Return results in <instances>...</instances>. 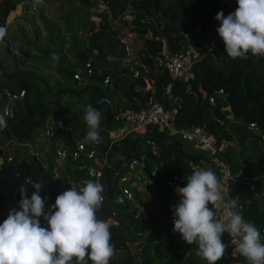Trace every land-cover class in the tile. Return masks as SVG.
<instances>
[{
	"label": "trees",
	"instance_id": "16d2710c",
	"mask_svg": "<svg viewBox=\"0 0 264 264\" xmlns=\"http://www.w3.org/2000/svg\"><path fill=\"white\" fill-rule=\"evenodd\" d=\"M65 1L77 3L85 9L86 14L89 13L95 18L92 25L94 24L96 29L86 40L85 52L94 53L93 58L98 62L95 67L103 71L101 75L94 72L76 81L72 79V68L67 66L64 70L57 69L64 81V89L59 92L63 91L61 93L66 94L69 99L75 98L86 107L90 104L96 110L102 106H96L95 99L104 95L105 89H109L102 87L101 80L103 75L109 73V70H106L110 63H116L119 67L121 63L137 62L145 67L140 69L138 76L130 75L123 92L125 101H113L117 107L139 108L148 96L154 97L165 107L173 105L161 92L158 93L157 88L146 89L143 78L153 77L161 89L168 77L158 64L164 60L166 53L202 40L207 28L216 30L220 26L216 20L219 12L222 11L227 16L238 7L236 0ZM16 4L11 0L0 1V27H4L8 14L14 10ZM125 12L129 13L127 20L122 17ZM125 45L128 52L124 51ZM74 55V68L82 71L86 61L85 54L74 51ZM2 64L4 65L0 59V92L3 87H7L12 92L24 90L25 93L23 98L10 104V116L5 117L7 127L0 129V145L7 147L12 138L17 143L32 140L50 116L63 112L59 111L60 108L54 109L59 103L58 94L51 100L50 106L53 108L50 109L48 103L39 101L42 92L37 87L38 80L25 73H16L15 69L7 73ZM120 71L123 72L119 68L117 74L112 73L114 75L110 78V84L113 83V86L117 87L119 84ZM190 72L189 79L175 81L172 85V95L177 99L175 125L198 126L215 136L216 145L221 142L229 143L215 152L214 157L229 168L232 175L229 181L230 195L236 196L242 203L243 217L260 230L264 228V193H259L264 187V153L258 150L257 143L264 145V141L260 140L258 134L248 130L247 125L253 123L255 128L264 134V57L249 54L248 59H231L225 53L222 41L211 54L194 62ZM26 75L30 77L29 85L22 79ZM218 90L222 91V95L216 94ZM211 96L214 98L212 104L208 103ZM3 103V100H0V112ZM72 108L73 102H64L65 123L82 122L84 117L74 114ZM101 126L107 127L105 121ZM101 126L99 132L102 140L97 143V153L106 160L99 168L98 182L104 187V201H109L117 194V177H114V173L123 174L133 156L141 157L143 170H153V175L159 182L163 208L168 220L172 222L170 237H161L155 230L144 233L145 236L141 239L142 248L138 253V264H199L200 260L204 261L201 264H207L206 260L196 255L197 245L187 244L181 235L173 230V206L179 201L171 189L186 186L187 177L193 171L192 166L210 168L215 173L218 167L191 143L180 140L175 134L167 135L156 126L146 127L141 132L130 131L120 139L110 142L104 138ZM87 132L88 129L77 136L84 138ZM63 142L65 146L72 147L67 138H64ZM147 142L154 144L156 155L150 154ZM183 142L190 144L191 148L198 152L185 148ZM0 150L2 151V148ZM102 150L104 152L100 154ZM18 154L9 155V162L1 157L2 154L0 156V223L7 219L11 209L19 210L21 185L26 187L28 198L35 191L32 184L26 183L28 178H31L33 183L42 184L40 195L46 200V211L59 195L52 184L51 169L40 170L32 157L25 160L19 158ZM89 163L85 159L74 161L75 168L81 171L83 180H93L81 169L82 165L86 167ZM174 176L178 177L176 181H172ZM133 193L135 195V192ZM111 213L107 210V214ZM129 215L133 221L131 229L135 230V235L142 232L137 225L139 217L133 218L130 213ZM40 219L42 226H46L43 218ZM110 232L115 251L121 253L115 260L111 259L109 264H133L131 252L125 244V232L115 225H110ZM140 238L137 236L130 241ZM87 264H91V261Z\"/></svg>",
	"mask_w": 264,
	"mask_h": 264
},
{
	"label": "clouds",
	"instance_id": "9594fccd",
	"mask_svg": "<svg viewBox=\"0 0 264 264\" xmlns=\"http://www.w3.org/2000/svg\"><path fill=\"white\" fill-rule=\"evenodd\" d=\"M37 5L43 0H35ZM238 7L225 16L221 11L216 29L231 59H248L249 54L264 57V0H236ZM7 34L0 27V41ZM53 61L59 56L53 53ZM111 59V58H109ZM84 120L88 126L85 142L99 143L100 111L90 104ZM7 120L0 114V129ZM35 191L28 198L26 187H20L19 210L11 209L0 223V264H109L115 254L110 224L97 218L104 202V187L88 180L78 190L70 187L56 197L45 210L41 183H33ZM222 183L210 168H196L184 187L176 189L180 200L173 206L174 232L189 245L196 244V255L207 264H218L226 253L222 236L227 233L236 250L248 264H264V238L254 223L236 211L238 202L225 198ZM223 212L224 218H218ZM46 223L42 226L41 219Z\"/></svg>",
	"mask_w": 264,
	"mask_h": 264
},
{
	"label": "built area",
	"instance_id": "2783aa9c",
	"mask_svg": "<svg viewBox=\"0 0 264 264\" xmlns=\"http://www.w3.org/2000/svg\"><path fill=\"white\" fill-rule=\"evenodd\" d=\"M124 2L134 1V0H120ZM122 17L127 20L129 19V13H122ZM219 35L212 28H207L204 33V38L202 40L196 41L194 44H188L183 48H180L173 52H168L164 56V60L158 65L161 66L165 73L167 74V81L162 84L161 94L165 97L169 103L173 104L169 107H165L162 103L158 102L154 97L148 96L139 108H120L117 107L112 100L106 95H101L95 99L96 106H103L109 108L110 112V123L116 124L117 122H123L129 125L132 129L140 128L144 130L149 126H156L157 129L161 132H164L167 135H177V137L187 143H191L195 148H197L201 153L205 154L210 160H212L217 170V176L219 177L222 183V192L225 195V198L235 199L238 202V207L235 209L242 214V203L236 196L230 195L229 181L232 179L229 168L226 164L220 162L216 159L215 152L221 149V143L216 145L215 136L211 133L206 132L203 128L184 124L177 127L175 125V119L177 115V107L175 103L177 99L172 95V85L175 81H186L190 78L191 72L190 69L194 62L203 59L207 55L211 54L214 48L217 45ZM124 51L128 52V47L124 46ZM92 54H94L92 52ZM103 70L93 67L92 60H86L83 63L82 71L74 72L72 74V79L80 81L85 77H88L94 72L98 75H101ZM134 75L137 73L134 72ZM101 85L103 88H110V77L105 74L102 77ZM1 96L8 102L3 104L1 108V114L5 117L10 116V104L15 101L23 98L24 90H19L12 92L7 87H3L1 90ZM217 95H222V91L218 90ZM214 98L211 96L208 98V103L212 104ZM66 122V113H55L50 116L45 124L44 129L41 135L45 140L53 144L54 147V158L58 162H64L70 160L72 162L78 159H85L91 163L97 164V143L85 142V139H78L73 142L72 147L65 146L63 140L65 137L64 129ZM248 130L253 131L255 126L253 123L247 125ZM261 141H264V134H259ZM149 152L151 155H156V148L152 142H147ZM5 160L9 162L10 156L6 155ZM138 164L135 159H132L126 166V170H132L134 166ZM101 165L91 172L92 181L98 182V177L100 176L99 168ZM85 166L82 165L81 169H84ZM199 168L198 166H192L191 169L194 170ZM117 182L123 185L128 181V178L125 174L117 175ZM178 177L174 176L172 181H176ZM87 180H80L81 184ZM150 182V181H149ZM152 188V185L149 183L143 184L142 191L147 192ZM121 194L127 198L131 197V192L126 187H121ZM105 200V197H104ZM218 218L223 219V212L218 213ZM262 238H264V228L260 229ZM136 236L144 238L145 234L138 232ZM222 241L225 242L227 247L233 251L236 255L240 256L242 259L246 260L243 256L239 254L236 250L235 244L231 242V238L227 233H224L222 236ZM247 261V260H246Z\"/></svg>",
	"mask_w": 264,
	"mask_h": 264
},
{
	"label": "rangeland",
	"instance_id": "374dc122",
	"mask_svg": "<svg viewBox=\"0 0 264 264\" xmlns=\"http://www.w3.org/2000/svg\"><path fill=\"white\" fill-rule=\"evenodd\" d=\"M11 1L17 3L18 1L20 2L22 0ZM23 3H34L35 5L34 7L25 5V8H30H27L29 12L27 11L26 14H23L24 17L21 21L25 22V28H20V30H23L25 32L22 34L16 33L15 38L13 42H11V44L5 43V45H2V48H0V59L4 58L6 60V64L4 62V65H2L6 67L7 73H11L14 69L16 70L13 62V56L15 55L14 59L18 69H21L22 66H28L29 70H31L34 75L38 76L37 87L42 92V97L39 101L48 103L50 106V104L52 103L51 100L58 94L60 98L59 103L54 106V109L60 108V110H58L64 113V102H73V113L82 115L84 117L86 114V110L82 109L84 108L82 106V103H79L77 99L75 100V98L69 99L66 94L61 93L63 91L59 92V90L64 89V81L57 72V69L64 70V68H66L67 66L70 69L71 67H74V51L84 52V59L92 60L93 67L97 66L98 62L96 63L92 53L85 52L86 40L89 38V35L96 29L95 25H92V23H95V18L89 15V13L86 14L85 9L78 6L77 3L66 2L65 0H43V3L39 5L35 3V0H23ZM32 8L33 10H31ZM30 12L31 15H28ZM29 24H31V28H26ZM215 32L217 31L215 30ZM11 36H14L13 33L10 35V37ZM122 40H124V38ZM219 42H222V39L220 37L218 38L217 45L219 44ZM53 53H56L59 56L58 62L51 59ZM72 70V74L74 72L81 71V69ZM108 74L109 73H107V75ZM22 79L27 85L31 84L30 77L28 75L22 77ZM126 79L127 81H129L130 76L127 75ZM51 107L52 106H50V109L53 108ZM85 123L86 121L83 120L82 126H85ZM124 129L125 127L123 122H117L116 124H114V126H109V128H107L108 131L112 130L110 134L115 136L114 139L118 138L119 134L121 135L122 133H124ZM253 131L262 134L257 130V128H255ZM136 132L141 131L138 129ZM85 137L82 139H85ZM11 145L7 147H2L0 145V148H2L3 151L1 156L2 158L7 154L11 155L14 153H18L16 151L19 149V147ZM183 146L187 149L198 152V150L192 149L190 144L183 142ZM257 148L258 150H260V152L264 153V145L261 142L257 143ZM50 150L51 151L47 149L46 154L50 155L54 152L53 146H51ZM24 151L25 149L23 150V152ZM137 154L139 153L137 152ZM97 157L98 159L101 158V156ZM125 174L128 178V181L126 182L128 186L137 188L138 186L143 185V183L147 184L148 182L146 174L139 164H136L132 170L125 169ZM60 192H64V189H60ZM134 192L136 194L134 200H139L138 202H140V204H146V207L149 200H151L155 202L154 209L157 208L158 203L154 199L153 195L150 194V192L147 191L144 192V194H141L136 190ZM259 192L260 194H263L264 188L259 190ZM139 217L140 219L137 225L143 233H148L152 230H155L159 232L161 237H170L172 232V222H170L171 220H166L159 214V212L158 215H153L151 211L150 216H148L147 218L144 216L145 219L143 218L142 214H140ZM127 236H133L134 239L137 237L135 235L134 229H131L127 233ZM141 239L142 238L134 240L133 242H130L131 244L128 243V247L133 248L134 252H138L137 249L142 245ZM129 250L131 251V249ZM136 262L139 263L138 260H136Z\"/></svg>",
	"mask_w": 264,
	"mask_h": 264
},
{
	"label": "crops",
	"instance_id": "0c3cea01",
	"mask_svg": "<svg viewBox=\"0 0 264 264\" xmlns=\"http://www.w3.org/2000/svg\"><path fill=\"white\" fill-rule=\"evenodd\" d=\"M25 5H30V6L34 7L35 4L34 3L25 4V3H23V0L20 1V2L18 1L16 7L14 8V10L8 14V16H7L6 20H5V23H4V27L7 28V34H6L5 38H4V40L0 41V48H2V45H5V43L11 44V42H13V40L15 38L16 33L22 34V33L25 32L23 30H20V28H25L24 27L25 22H21L23 17H24L23 14H26V12L28 11L27 8H29V7L25 8L26 7ZM31 10H33V8ZM28 15H31V12ZM26 28H31V24H29ZM12 33H13L14 36L10 37V35ZM146 36L148 37L149 33L146 34ZM14 57H15V55L13 56V62L15 63ZM2 62L3 63L5 62V64H6V60L4 58H2ZM21 64H23V63H21ZM24 64H26V63H24ZM74 67H71V68L75 69ZM107 68L108 69L106 71L109 70V74L111 76L114 75L112 73L117 74L119 68L123 72L120 71L121 74H119L120 75L119 78L117 77L119 79V81H118L119 84L117 85V87L115 85L113 86V83L111 82L112 84H111V87L109 89H107V90L103 89L104 92L106 91L104 95L109 96L110 100H112V101H114L115 99H119V100H121V102H123V101H125V99H123V96H124L123 92H124V89H125L126 83H127L126 76L127 75H129V76L131 75V76H135L136 77V76H138L140 74V69H143L145 67L143 65H139L137 62H134V63H129V64L128 63L127 64L121 63V64H119V67H118V65H116V63H110ZM21 69L24 70V69H29V68H28V66L27 67L26 66H22ZM127 70H131V71L128 72ZM104 71H105V69H104ZM134 72H136L137 74L134 75L133 74ZM110 75H109V77H110ZM112 77H110V78H112ZM143 80L146 82V86H145L146 89L148 88V89L152 90L154 88H157V83H155V79L153 77L152 78L144 77ZM123 81H124V84L122 85ZM135 89L136 88H133V90H135ZM0 99H1V97H0ZM2 100L4 102L3 104H5V103L8 104V102H6L4 97H3ZM82 106L85 109L82 108V107L81 108L83 110H86V106L84 104H82ZM102 107H101V109L98 110L101 113L100 126H101L102 122L105 121L106 109H107L105 107H103V109H102ZM124 127H125V129H124L125 132L122 133L121 135L119 134L118 138L114 139L115 136L110 134V132L112 130H110V131L107 130V128H109V126H107V127H102L101 126V128L104 131V138H107L109 140V142L117 140V139H120L122 136L126 135L130 131H137L138 129L140 131H143L140 128L132 129L129 125H127L125 123H124ZM43 129H44V126H43V128L40 131H38V133L35 136V138H33L30 141L28 140L26 142L17 143V142H15L14 138H12V139H10L9 142H11V144L13 146L15 145V146L19 147V149L16 151V152L19 153L18 154L19 158L28 160V157H32V160L35 161L38 169H40V170H45L46 168H50L51 169L52 184H53V187L56 188V190L58 191V194H61L60 189L61 190L64 189V191H66L70 187H74V188H76L78 190L79 188L83 187L84 184L80 183V180L82 179L81 178L82 173H80L81 171H77L76 170L74 162H72L70 160H66L64 162L63 161L62 162H58L54 158V152L51 153L50 155L46 154L47 153L46 152L47 149L49 151H51L50 149H51V146H53V144L50 143L49 141L45 140V138L41 135ZM87 129H88L87 124L85 123V126H82V122H79V121H75V122L72 121V122H70L68 124L65 123V129H64L65 137L64 138H67L68 142L71 143V145H73V142L75 140L82 139V138H79L77 136V134L81 133V132H85V130H87ZM254 133L256 134L258 132H254ZM221 144H222L221 145V149H222L229 143L221 142ZM54 147L55 146H53V148ZM24 149H25V151L23 152ZM140 151H141V149H140ZM103 152H104V150H102L100 152V154H103ZM1 154H2V151H1ZM7 155H10V154H7ZM104 160H106L104 156H101L100 160L97 157V164L90 162L82 170L84 172H86L88 178H92L91 177V172L93 170L97 169L100 165H102ZM150 172H153V170L150 171ZM118 174H119L118 172L114 173V177H118L117 176ZM147 181H148L147 184L149 183L153 187L152 182H149V180H147ZM142 186L143 185L138 186L137 188H135V187L128 186L126 183H123V185H121L120 183L116 182L117 194L114 195L112 197V199H110L109 201H104L102 206H101V208H100V210L96 213L98 219L106 220L107 222H109L110 225H115V226H119V227L122 228V230L126 234L127 247L129 246L128 243L133 242V241H130L133 238V236L132 237H128L127 236V233L131 230V223L133 222L132 219L129 218V216H130L129 213L133 216V218H135L137 216L139 217L140 214L143 215V218H144V216L147 218L148 216H150V212L151 211H152L153 215H155V214L158 215V212H159V214H161L158 204H157L158 210H157V208L154 209L155 208V206H154L155 202L149 200V202L147 203V207H146V204H140V202H138L139 200H136V199L134 200L136 194L134 195L133 192L135 190L139 191L141 194H144V192L141 190ZM121 187H126V188H128L130 190V192H131V197L130 198H127V197H125L124 195L121 194V190H120ZM177 188L178 187H172L171 191L173 192V194L175 196L180 197L179 194L176 191ZM153 197L156 200V202L158 203L157 198L154 195H153ZM106 202H108V203H106ZM149 209H150V212H149ZM107 210H109L112 213L110 215L107 214ZM139 219H140V217H139ZM223 243L225 244L224 241H223ZM141 248H142V246H140L137 249L138 252H136V251L134 252L133 248H129V249H131L130 252H131V255H132V263L133 264H138L136 262V260L140 261L138 253L140 252ZM120 253L121 252H119V251H115V254L112 257V259L115 260V258H117V256L120 255ZM202 262H204V261L200 260L199 264H201ZM73 264H76L75 260L73 261ZM218 264H248V262L246 260L242 259L240 256L236 255L233 251H231L227 247L226 248V253H225L223 259L221 261H219Z\"/></svg>",
	"mask_w": 264,
	"mask_h": 264
},
{
	"label": "water",
	"instance_id": "95a60500",
	"mask_svg": "<svg viewBox=\"0 0 264 264\" xmlns=\"http://www.w3.org/2000/svg\"><path fill=\"white\" fill-rule=\"evenodd\" d=\"M205 9H203L204 11ZM14 66L16 68V73H25V74H28L32 79H35L37 80L38 79V76L34 75L33 72L29 69H18L17 66H16V63H14ZM157 89H158V93L160 94L161 92V89L159 87V83H157ZM3 99V96H1V101ZM109 112H110V109L107 108L106 109V118H105V123H106V126H114V123H110V115H109ZM0 156H1V150H0ZM133 159H135L137 161V163L140 165V167H142V158L141 157H136V156H133ZM145 174H146V177L147 179L152 182L153 184V187L149 190V192L151 194H153L157 200H158V206L160 208V212L162 214V216L168 220V216L166 215L165 211H164V208H163V200L162 198L160 197V194H159V189H158V186H159V182L155 179L154 175H153V172H147L145 171ZM179 197H177V200L179 201Z\"/></svg>",
	"mask_w": 264,
	"mask_h": 264
}]
</instances>
